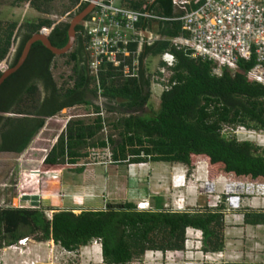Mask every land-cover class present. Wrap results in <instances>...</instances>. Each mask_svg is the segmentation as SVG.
Wrapping results in <instances>:
<instances>
[{
  "label": "trees",
  "instance_id": "16d2710c",
  "mask_svg": "<svg viewBox=\"0 0 264 264\" xmlns=\"http://www.w3.org/2000/svg\"><path fill=\"white\" fill-rule=\"evenodd\" d=\"M54 1L32 0L31 5L37 12L49 15ZM71 1L72 7L78 2ZM128 3L135 11L145 7L165 19L178 17L173 15L172 0H154L148 5L142 0ZM86 5L82 2L81 10ZM195 6L192 4L188 10ZM53 25L45 19L31 20L15 34L18 23H8L0 31V65L7 60L19 33L21 45L10 68L18 63L29 39ZM145 25L150 27L152 23ZM180 26V22L162 23L161 36L178 35ZM69 27L59 25L51 32L48 39L56 49L67 46ZM82 31L81 27L76 29L74 49L65 55L68 64L73 65L68 82L59 86L53 75L57 56L37 42L25 63L1 86L0 153L23 154L50 117L65 108L90 105L96 117L92 121L71 119L67 123L39 169L42 177L59 173L61 166L76 165L90 155L89 150L111 149L116 163L145 159L154 164H182L193 169L195 159L204 157L210 179L234 175L238 179L264 180V148L249 141L227 139L223 134L226 128L237 127L264 132V86L246 76L255 60L242 63L235 76L226 70L222 76H216L210 62L173 51L176 67L170 89L162 93L158 112L140 115L151 97L149 78L143 72L137 78H125L108 65L99 73V95L95 78L90 74L87 39L81 35ZM169 46L167 40L156 42L146 46L144 55L162 54ZM2 76L0 69V79ZM100 98L106 101V110L123 116L110 123L97 104ZM110 127L111 133L107 131ZM156 199L155 211H138L131 202L110 205L106 211L82 210L79 214L57 210L51 218L39 209L0 208V248L34 238L39 243L52 242L73 252L98 240L104 264H131L148 251L184 250L186 228L191 227L203 233L206 253L226 249L222 213L170 212L159 209L163 199ZM245 224L264 225V211L246 213Z\"/></svg>",
  "mask_w": 264,
  "mask_h": 264
},
{
  "label": "rangeland",
  "instance_id": "374dc122",
  "mask_svg": "<svg viewBox=\"0 0 264 264\" xmlns=\"http://www.w3.org/2000/svg\"><path fill=\"white\" fill-rule=\"evenodd\" d=\"M71 2V0H55L52 6V15L44 16L34 11L31 6L26 4L27 2L0 0V31L8 23L14 21L24 24L31 20L49 19L55 26L70 24L74 16H70L68 12L72 11L71 14L75 12ZM12 53L14 54V52ZM13 59L14 56L11 54L8 61L5 59L1 63L0 69L3 71L7 69ZM68 61L67 56H57L55 59L53 75L59 86L64 82H68L72 75L73 65L68 64ZM159 63V56L151 58L148 64L150 71L157 72ZM168 87L170 89V85ZM152 88L149 103L140 115H151L152 112H158L160 108L162 91L166 88L164 86L162 88L158 87L155 84ZM105 102L104 99H100L97 104L110 123L123 116V114L106 110ZM94 117H96L95 109L90 105L65 108L53 119L46 121L43 129L23 154L18 156L0 153V208H20L21 204L27 205L31 209L43 210L48 218H51L52 213H54L52 212L53 209L71 211L74 214H79L82 210L106 211L110 205L134 202L133 197L136 196L135 194L143 196L145 195L144 191L153 193V190L167 186L166 181L160 179V176H164L162 173L168 169L167 165L150 163L145 159H136V161L131 159L127 162L116 163L112 160L111 149L89 150L90 155L76 165L61 166L59 167L61 169L59 173L37 177L34 170L41 167L44 159L57 143V138L66 127V124L71 119L92 121ZM107 131L111 133L112 127L108 128ZM223 134L227 139L235 138L238 142L249 141L260 148H264V132L237 127L236 129L226 128ZM194 162L193 169H187L186 167L187 171H189V174L194 173L199 178L204 177L205 179V170L206 168L209 170L208 161L204 157H197ZM176 165L172 166L176 167ZM197 167L198 170H196ZM150 168L154 171H149ZM169 169L172 170L171 165ZM112 170H115V176L112 178L116 181L114 186L120 189L126 188V196H124L123 191L107 190L108 180L111 179L109 174ZM197 171L200 172L197 173ZM203 180L200 179L198 182L201 183ZM185 190L186 188L184 189L186 194ZM189 190H191V187ZM194 191L195 189L192 192ZM178 193L181 194L182 192ZM21 196H23V202H20ZM206 200L207 198L204 197L199 200V204L205 205ZM97 202L104 205V207L101 206L104 209L98 207ZM200 205L197 204L196 207L191 208L200 210ZM254 210L264 211V208H254ZM230 227V225L225 224V230ZM232 227L239 228L235 232L236 234L230 235L228 233V237L231 239L232 236H235L232 238L230 247L231 252H235L240 257V264L264 263V225L253 227L241 224ZM22 245L24 244L19 242L12 247L0 248V264H102V259L98 254L100 242L97 240H93L87 246L80 247L73 252H68L52 242L39 243L34 238H30L24 247Z\"/></svg>",
  "mask_w": 264,
  "mask_h": 264
},
{
  "label": "built area",
  "instance_id": "2783aa9c",
  "mask_svg": "<svg viewBox=\"0 0 264 264\" xmlns=\"http://www.w3.org/2000/svg\"><path fill=\"white\" fill-rule=\"evenodd\" d=\"M120 1H95L93 10L83 23L88 66L90 74L95 78L99 95V73L108 65L118 69L125 78L139 76L140 48L150 46L158 39L138 28L142 22H180L179 36L169 39L170 50L172 48L189 58L210 62L214 65V75L222 76L226 70L235 76L242 63L255 60V65L246 72L247 79L264 86V0H172L174 13L178 12L180 15L168 19L146 10L145 7L140 11L132 10ZM144 1L147 5L154 2ZM192 4L196 6L188 10ZM161 63L159 72L164 76L162 81L166 83V91L169 89L173 68L176 67L173 53L165 52L161 56ZM34 171L39 177V169ZM205 173V179L193 173L188 181L185 174L178 172L172 177V187L177 192L190 187L195 189L200 196L207 198L208 210L216 211L224 206V214L233 216L236 220L244 218L239 212L244 208L246 200H264V180L238 179L234 175H220L216 179H210L207 169ZM200 179L204 180L199 183ZM22 199L23 196L20 197V202H23ZM166 207L171 212L195 213L182 193L173 199L172 205L168 204ZM20 208L30 207L21 204ZM136 209L156 210L149 198L137 202Z\"/></svg>",
  "mask_w": 264,
  "mask_h": 264
},
{
  "label": "crops",
  "instance_id": "0c3cea01",
  "mask_svg": "<svg viewBox=\"0 0 264 264\" xmlns=\"http://www.w3.org/2000/svg\"><path fill=\"white\" fill-rule=\"evenodd\" d=\"M31 1L32 0H30L26 4H28L29 6L32 7ZM129 1H132V0H121L120 3L122 5H124V6L130 7L129 3H128ZM142 1L145 3L144 0H142ZM32 9L34 11H36L34 9V7H32ZM67 11H69V10H67ZM39 14L45 16L44 13L43 14L39 13ZM174 14L176 16L180 15V13H178V12L174 13V10H173V15ZM25 15H26V13H25ZM50 15H52V14L50 13L49 15H46V16H50ZM45 20H49V19H45ZM49 21H51V20H49ZM11 23H18V27H17V30L15 32V34H18L19 29L22 26V23L15 22V21L11 22ZM145 23L142 22L141 24H139L138 28L140 30L144 31V32L146 30L149 35L154 36L155 38L159 39V40L157 39L152 45H154L156 42H159V41H162V40L163 41L167 40L169 42V39L173 38V37L166 38V37L161 36V27L160 26H161L162 23H152V25L150 27L149 26L146 27ZM59 25H61V24H59ZM59 25H57V26H59ZM68 25L70 26V24H68ZM57 26H55V24H54L53 28H51V29H46L45 28L42 31L49 37L50 34H51V33L49 34V32H52L54 30V28L57 27ZM79 27H81L84 30V28H83L84 24L80 25ZM179 34L174 36V37L179 36ZM81 35L83 36V31L81 32ZM76 41H77V37H76ZM16 43H17V41L13 43L11 51H10L9 55L7 56V61L11 57V54H12V56H15L16 47L18 45V44L16 45ZM152 45H150V46H152ZM146 46H144L143 48H140V57L138 59H139L140 64H141V70L139 72V76H140L141 72H143L145 74V76L147 78H149V80L151 82L150 88H149V92L152 94L153 84H155V85H157L158 87H161V88L166 85V83L162 81L164 76L159 72V70H160V68L162 66L161 56L165 52L171 51L173 53V51H175V50L172 49V48L170 50V46H169L168 47L169 49H167L164 53L156 55V56L160 57V63L158 65V67H157L158 71L157 72H153V71H150V68H149L148 64H149V61L151 60V58H153L155 56L152 55L151 53H149L147 55H144ZM150 46H147V47H150ZM134 48H135V46H134ZM73 49H74V47H73ZM12 52H14V54ZM173 55H174V53H173ZM174 57H175V55H174ZM175 59H176V57H175ZM155 70H156V68H155ZM139 76H137V77H139ZM156 76H157V78H155ZM172 76L169 79V85H170V81L172 79ZM137 77H134V78H137ZM162 92H164V91H162ZM64 129H63V131H64ZM59 136H58V138H59ZM14 155H17V154H14ZM112 156H113V154H112ZM165 165L168 166V169L166 170V172L162 173L164 176H160L161 177L160 179L165 180L167 186L166 187L163 186L165 188L161 187L159 189H155V190L152 191L153 193H151V192L150 193H146L144 191L145 195H143V196H141V195L138 196V194H135L136 196L133 197V201H134L133 203L136 204L138 201H141L144 198H149L151 203L154 205L155 209L158 210V208L155 205V202H157V199H156L157 197H161L163 199V206L161 208H159V209L168 210L166 206L168 204L172 205L173 199L177 198V196L179 194L175 189H173L172 184H171L172 177L174 175H176L179 172V170L172 166L174 164H165ZM170 165L172 167V170L169 169ZM39 168H37V169H39ZM207 170H208V168H207ZM149 171H154V169L152 170L150 168ZM141 172L146 173L144 171H141ZM114 173H115V170H112L110 172V174H109L111 179L108 180V189L107 190H111L112 189V191H123L125 193L124 196H126L127 195L126 194V192H127L126 188L125 189H120L119 187L114 186V184L116 183L115 179L112 180V178H114L113 176H115ZM148 173H150V172H148ZM129 178H130V176H129ZM159 182H163V181H159ZM47 190H49V188H47ZM192 191L193 190H185V192H186V194H185L184 193V189H183L182 194L186 198L188 206L194 207V206H197V204L200 205L199 204V200L203 199L204 197L200 196L197 191H194V192H192ZM97 205H98V207H101V206L104 207V205H102L101 203H98V202H97ZM259 207H263L264 208V200H257V201H254V202L246 200L244 202V208L242 209V211L239 212L240 215H244V218L240 219V220H236L233 216H226L224 214V212H223L224 211V206H221L220 210H216V211L208 210L207 209V200H206V204L205 205H200L199 206V208H201L200 210H194V211L195 212L196 211H199V212L200 211H206V212H212V213H217V212L222 213L223 217H224L223 218L224 225L226 224V225H230L231 226L230 228H228V230H225L226 249L223 252H221V253H206L204 251V249H203V247H204V244H203V242H204L203 233H201V231L195 230V228H191V227L188 228L187 227L186 228L185 249L184 250H182V251H167V252L148 251V252H146L144 257H142V259L137 260V261H135V262H133L131 264H240V262H239L240 257H238L235 252H231L232 250H231V247H230L232 245L231 244L232 238L235 237V236H232L231 239H229L228 233L230 235L236 234L235 232L237 230H239V228L238 227H232V226H239L241 224H245V215H246V213L254 212L255 211L254 208H259ZM247 208H251V209H247ZM102 209H104V208H102ZM57 210L58 209H53L52 212L57 211ZM92 211H102V210H92ZM247 226H252V225H247ZM259 226H261V225H258V227ZM192 249H194V250L192 251ZM98 254H99V256L102 259L101 246H100V249L98 251ZM101 262H102V260H101ZM102 264H104V262H102Z\"/></svg>",
  "mask_w": 264,
  "mask_h": 264
},
{
  "label": "water",
  "instance_id": "95a60500",
  "mask_svg": "<svg viewBox=\"0 0 264 264\" xmlns=\"http://www.w3.org/2000/svg\"><path fill=\"white\" fill-rule=\"evenodd\" d=\"M97 0H90V2L87 3L85 9H83L82 12L76 15V17L72 20L70 23V27L68 30V43L67 46L62 49L58 50L56 49L51 42L49 41V37L41 30L39 33L34 34L29 41L26 43L25 48L23 50V53L16 64L15 67H8L7 69H4L3 76L0 79V88L5 83V81L11 76L13 73L19 70V68L25 63L30 50L32 46L37 43L41 42L48 50H50L55 56H65L69 54L76 42V29L84 23L85 18L89 15V13L93 10L94 2ZM184 1H194V0H184Z\"/></svg>",
  "mask_w": 264,
  "mask_h": 264
},
{
  "label": "flooded vegetation",
  "instance_id": "af4514ba",
  "mask_svg": "<svg viewBox=\"0 0 264 264\" xmlns=\"http://www.w3.org/2000/svg\"><path fill=\"white\" fill-rule=\"evenodd\" d=\"M55 2V1H54ZM54 2H53V4H54ZM53 4H52V6H53ZM81 4H82V2L80 1V0H78V2L73 6V9H74V13H72L71 14V12H69L70 13V16H74V18L76 17V15L77 14H79L80 12H82L83 10H81ZM52 6H51V14L53 13V11H52ZM74 14V15H73ZM20 35H18V37H17V39H16V41H17V43H16V45H17V47H16V52H17V50L19 49V47H20V45H21V40H22V35H21V33H19ZM16 52H15V55H16ZM15 57V56H14Z\"/></svg>",
  "mask_w": 264,
  "mask_h": 264
},
{
  "label": "clouds",
  "instance_id": "9594fccd",
  "mask_svg": "<svg viewBox=\"0 0 264 264\" xmlns=\"http://www.w3.org/2000/svg\"><path fill=\"white\" fill-rule=\"evenodd\" d=\"M49 120V119H48ZM67 125V124H66ZM63 131V130H62ZM186 167L187 166H185V165H182V164H178L175 168L176 169H178L179 170V173H183V174H185L186 175V177H187V180L189 181V180H191V175L193 174H189V171H187V169H189L188 167H187V169H186ZM207 169V168H206ZM196 170H198V167H197V169ZM208 171V170H207ZM197 173H198V171H197ZM186 190H189V189H187L186 188ZM191 190H193L192 188H191ZM139 202V201H138ZM136 206H137V203H136ZM202 233V232H201ZM28 240L29 239H26V240H23V241H20V244H25L26 242H28ZM101 246V245H100Z\"/></svg>",
  "mask_w": 264,
  "mask_h": 264
},
{
  "label": "bare ground",
  "instance_id": "6f19581e",
  "mask_svg": "<svg viewBox=\"0 0 264 264\" xmlns=\"http://www.w3.org/2000/svg\"><path fill=\"white\" fill-rule=\"evenodd\" d=\"M23 247L25 246V244L24 245H22Z\"/></svg>",
  "mask_w": 264,
  "mask_h": 264
}]
</instances>
